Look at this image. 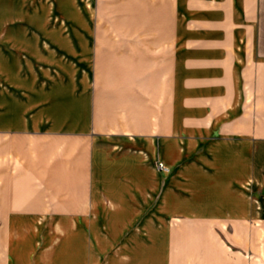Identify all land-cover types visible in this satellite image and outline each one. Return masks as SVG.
<instances>
[{
    "label": "crops",
    "instance_id": "0c3cea01",
    "mask_svg": "<svg viewBox=\"0 0 264 264\" xmlns=\"http://www.w3.org/2000/svg\"><path fill=\"white\" fill-rule=\"evenodd\" d=\"M47 10L0 13V264H264V0Z\"/></svg>",
    "mask_w": 264,
    "mask_h": 264
},
{
    "label": "rangeland",
    "instance_id": "374dc122",
    "mask_svg": "<svg viewBox=\"0 0 264 264\" xmlns=\"http://www.w3.org/2000/svg\"><path fill=\"white\" fill-rule=\"evenodd\" d=\"M30 1L24 0V22L28 24L46 22L49 17L47 10L49 6L52 7V15L54 14L58 21L79 22L78 11L76 10V1L78 0H33L32 3ZM11 4L12 0H0V13H3L5 7L9 8ZM9 14L7 12L5 15L6 20L9 19Z\"/></svg>",
    "mask_w": 264,
    "mask_h": 264
},
{
    "label": "built area",
    "instance_id": "2783aa9c",
    "mask_svg": "<svg viewBox=\"0 0 264 264\" xmlns=\"http://www.w3.org/2000/svg\"><path fill=\"white\" fill-rule=\"evenodd\" d=\"M160 168H164V165L162 163L159 164Z\"/></svg>",
    "mask_w": 264,
    "mask_h": 264
}]
</instances>
